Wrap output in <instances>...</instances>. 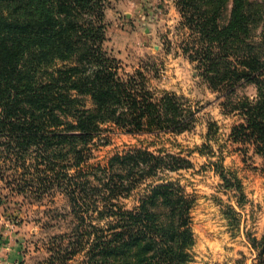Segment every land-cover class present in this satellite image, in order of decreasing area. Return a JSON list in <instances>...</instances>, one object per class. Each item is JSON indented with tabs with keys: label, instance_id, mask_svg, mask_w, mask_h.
Listing matches in <instances>:
<instances>
[{
	"label": "trees",
	"instance_id": "obj_1",
	"mask_svg": "<svg viewBox=\"0 0 264 264\" xmlns=\"http://www.w3.org/2000/svg\"><path fill=\"white\" fill-rule=\"evenodd\" d=\"M111 1L0 0V181L25 198L66 199L73 226L52 238L46 264L78 255L81 264H189L195 199L166 173L191 163L142 148L88 162L108 126L181 133L196 119L175 93L156 95L143 70L122 74L102 49ZM176 4L195 33L183 51L209 87L227 100L256 87L254 101L234 103L243 122L230 135L264 156V0ZM137 190V205L125 207ZM251 247L264 264V233Z\"/></svg>",
	"mask_w": 264,
	"mask_h": 264
},
{
	"label": "rangeland",
	"instance_id": "obj_2",
	"mask_svg": "<svg viewBox=\"0 0 264 264\" xmlns=\"http://www.w3.org/2000/svg\"><path fill=\"white\" fill-rule=\"evenodd\" d=\"M176 2L112 0L104 9L101 47L119 61L122 74L143 70L156 95L169 91L180 97L195 111L192 128L133 134L107 125L91 144L88 162L104 165L114 154L137 148L185 158L190 167L167 172L166 177L177 179L195 199L189 264H256L251 240L264 233V156L251 142L233 141L230 135L243 122L234 103L254 101L256 87L243 84L228 100L209 87L183 51L195 33ZM141 192L122 199L123 205L135 207ZM68 211L58 192L37 201L9 191L0 181V264H46L52 238L72 229ZM85 260L78 255L68 264Z\"/></svg>",
	"mask_w": 264,
	"mask_h": 264
}]
</instances>
